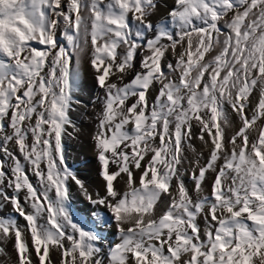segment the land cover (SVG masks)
<instances>
[{"label": "snow or ice", "instance_id": "snow-or-ice-1", "mask_svg": "<svg viewBox=\"0 0 264 264\" xmlns=\"http://www.w3.org/2000/svg\"><path fill=\"white\" fill-rule=\"evenodd\" d=\"M159 7L0 0V212L12 209L0 257L11 264H36L33 251L53 264L50 246L60 264H264V0H172L155 23ZM85 63L103 90L102 193L67 163ZM193 139L205 163L188 159Z\"/></svg>", "mask_w": 264, "mask_h": 264}, {"label": "rangeland", "instance_id": "rangeland-1", "mask_svg": "<svg viewBox=\"0 0 264 264\" xmlns=\"http://www.w3.org/2000/svg\"><path fill=\"white\" fill-rule=\"evenodd\" d=\"M159 10L153 16V20L155 23H159L162 19H164L167 15V12L172 5V0H158ZM160 11V12H159ZM162 11V12H161ZM168 58L172 59L171 54H168ZM173 62H175L173 60ZM87 66V63H85ZM137 67H139V57L136 61ZM111 79H115V77H111ZM132 79V76H128L125 82H128ZM82 88L83 92L80 96L81 101L83 102L85 107H81V105L77 106V110L72 113L73 119L76 121L80 131L74 135L73 138L67 141V163L68 165L77 173L78 177L83 180L90 188L99 190L101 193L103 192V187L101 183H105L101 176V166L97 159L96 151L94 153H89L94 148L93 135L96 131L97 123H98V114L101 113L103 105L99 100H97L98 96L103 95V90L98 88L95 82V79H92L86 76L85 66H84V77L82 80ZM151 91V89H150ZM155 94H153L154 96ZM259 93L258 91H254L253 95L250 97L253 104L258 102ZM233 123L234 129H238L239 120L233 115ZM259 123V122H258ZM233 130H229L227 133L229 136L233 134ZM194 132L198 135L199 129L194 128ZM84 138L82 139V136ZM255 135V132L253 133ZM78 143V144H76ZM193 147L195 151L191 149L186 150V155L190 161H195L197 157L201 159V163H205L209 153L207 152V146L203 144L199 139H193L192 141ZM11 147V145H10ZM87 152V154H85ZM185 168L188 170L185 174V182L187 187L190 190L194 188V181L191 179V168L188 164H185ZM110 170H114L110 166ZM123 174V173H122ZM121 174V175H122ZM138 174V176H137ZM137 179L139 177V173H137ZM33 182H35V177H30ZM121 181V177H117V180L114 181V185ZM102 187V189H101ZM72 191L76 195V200L74 202V207L77 209L83 208L87 203L84 202L83 196L77 191V186L75 184L72 185ZM12 211L11 206H8L3 212H0V215L10 214ZM19 223L21 225L25 224V221L22 218H19ZM200 223L203 224L202 220ZM30 236V235H29ZM116 242V238H114ZM56 254V252H54ZM57 258L61 260V255L58 253ZM0 264H10L5 263L4 260L0 262ZM36 264H39L37 262ZM46 264V260H45ZM57 264H60L57 262Z\"/></svg>", "mask_w": 264, "mask_h": 264}, {"label": "bare ground", "instance_id": "bare-ground-1", "mask_svg": "<svg viewBox=\"0 0 264 264\" xmlns=\"http://www.w3.org/2000/svg\"><path fill=\"white\" fill-rule=\"evenodd\" d=\"M160 12V11H159ZM162 12V11H161ZM85 73H86V76H88V77H90V78H92V79H94V77H93V74H92V69L90 68V66L87 64V66L85 65ZM81 107H85V105L83 104H81ZM255 135H256V133H255ZM84 138V135L82 136V139ZM76 144H78V143H76ZM96 151V149H95V145H94V148H93V150L92 151H90L89 153H94ZM206 153H209V151H208V149H207V152ZM85 154H87V152L85 153ZM121 176H124V174H122ZM137 176H138V174H137ZM137 176H136V178H137ZM138 180V179H137ZM102 185V187H103V183H101ZM116 186H118V187H120L122 190L125 188V185H124V183H123V181L121 180L119 183H116L115 184ZM209 186H210V181H209ZM102 187H101V189H102ZM194 188V187H193ZM193 195H195V193H194V189H193ZM83 198V200H84V202L86 201L85 200V198L84 197H82ZM87 202V201H86ZM203 222V221H202ZM201 225H202V223H201ZM104 235H105V239H106V241L108 242V243H113L114 241H115V236H114V234H113V231L112 230H107V231H105V233H104ZM28 242H29V244H31V237L29 236L28 237ZM7 251L10 253V254H13V256H14V253H13V247H12V243L11 242H9L8 244H7ZM43 251V246H41V252ZM57 255H58V253L56 252V254H54V251L52 250V246H50V250H49V258L53 261V264H57V262L58 263H60V259L59 258H57ZM32 259H33V261H35L36 263L37 262H39V260H38V257H36V255H35V253H34V251H33V253H32ZM4 260V262L5 263H10L11 264V262L10 261H8V258L7 257H0V262L1 261H3ZM46 264H48V260L46 259Z\"/></svg>", "mask_w": 264, "mask_h": 264}]
</instances>
